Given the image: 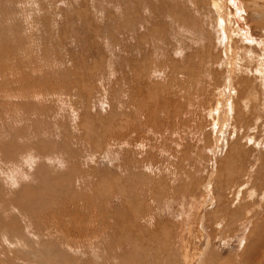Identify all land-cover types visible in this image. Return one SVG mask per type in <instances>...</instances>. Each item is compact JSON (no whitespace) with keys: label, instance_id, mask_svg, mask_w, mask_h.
<instances>
[{"label":"rangeland","instance_id":"rangeland-1","mask_svg":"<svg viewBox=\"0 0 264 264\" xmlns=\"http://www.w3.org/2000/svg\"><path fill=\"white\" fill-rule=\"evenodd\" d=\"M0 264H264V0H0Z\"/></svg>","mask_w":264,"mask_h":264},{"label":"bare ground","instance_id":"bare-ground-1","mask_svg":"<svg viewBox=\"0 0 264 264\" xmlns=\"http://www.w3.org/2000/svg\"><path fill=\"white\" fill-rule=\"evenodd\" d=\"M218 19H222V20H224L222 16L219 17ZM219 23H221V21H220ZM219 28H221V27H219ZM222 28H223V27H222ZM219 30H220V29H219ZM220 32H221V31H220ZM226 33H227V32H226ZM226 105H227V104H226ZM230 105H231V104H230ZM225 107H226V106H225ZM225 107H224V109H225ZM231 108H233V107H230L229 110H230ZM225 110H226V109H225ZM225 110H224V112H226ZM232 111H233V110H232ZM218 112H219V111H218ZM220 113H222V112H219V114H220ZM232 114H233V113H232ZM218 120H219V118H218ZM218 122H219V121H218Z\"/></svg>","mask_w":264,"mask_h":264}]
</instances>
